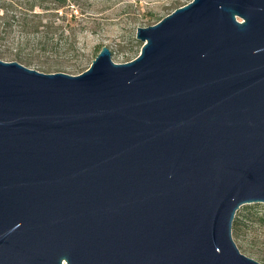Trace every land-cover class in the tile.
<instances>
[{"label": "water", "instance_id": "water-1", "mask_svg": "<svg viewBox=\"0 0 264 264\" xmlns=\"http://www.w3.org/2000/svg\"><path fill=\"white\" fill-rule=\"evenodd\" d=\"M84 73L0 59V264H261L264 0H193Z\"/></svg>", "mask_w": 264, "mask_h": 264}, {"label": "rangeland", "instance_id": "rangeland-1", "mask_svg": "<svg viewBox=\"0 0 264 264\" xmlns=\"http://www.w3.org/2000/svg\"><path fill=\"white\" fill-rule=\"evenodd\" d=\"M192 1L80 0L79 6L60 10V15H67L65 24L70 23L71 27L76 28L77 35L73 39L74 46L71 51L55 54L44 51L41 46H38L36 51V47L31 44L22 47L21 52L23 56L33 59L28 68L45 74H54L55 72L50 73L46 70L54 68L53 71L56 73L80 75L91 67L103 47L110 49L115 63L124 64L140 55L143 43L136 38L138 28L153 26ZM72 14L75 16L74 19L71 18ZM0 51L6 53V56L0 58L5 62H11V54L16 53L11 40L0 42ZM262 214L264 204L242 206L236 218L245 220L246 227L240 238L233 234L240 252L261 264L264 263V223L250 222L247 218L263 216Z\"/></svg>", "mask_w": 264, "mask_h": 264}, {"label": "trees", "instance_id": "trees-1", "mask_svg": "<svg viewBox=\"0 0 264 264\" xmlns=\"http://www.w3.org/2000/svg\"><path fill=\"white\" fill-rule=\"evenodd\" d=\"M80 0H0V42L12 41L16 51L11 62H19L28 67L33 59L23 56L21 48L33 44L36 51L41 46L50 53H66L74 46L76 28L70 23L65 24L67 15H60V10L71 6H79ZM72 19L75 18L72 14ZM15 32L17 41L15 43ZM68 33V34H67ZM15 34V36H14ZM34 52V50L32 51ZM6 56L0 51V58ZM50 73L54 68L46 69ZM263 216L255 215L247 221L264 223ZM245 220L236 218L233 224V234L240 238L246 227ZM264 264V263H263Z\"/></svg>", "mask_w": 264, "mask_h": 264}]
</instances>
